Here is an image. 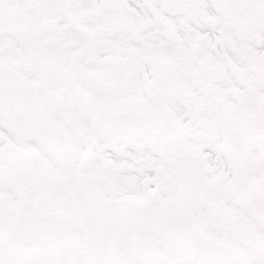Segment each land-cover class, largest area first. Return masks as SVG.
Here are the masks:
<instances>
[{
	"label": "snow or ice",
	"instance_id": "1",
	"mask_svg": "<svg viewBox=\"0 0 264 264\" xmlns=\"http://www.w3.org/2000/svg\"><path fill=\"white\" fill-rule=\"evenodd\" d=\"M0 264H264V0H0Z\"/></svg>",
	"mask_w": 264,
	"mask_h": 264
}]
</instances>
